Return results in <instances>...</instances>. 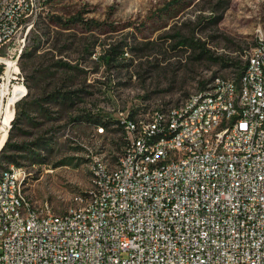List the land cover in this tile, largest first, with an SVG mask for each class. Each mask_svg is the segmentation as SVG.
I'll list each match as a JSON object with an SVG mask.
<instances>
[{
    "label": "built area",
    "instance_id": "built-area-1",
    "mask_svg": "<svg viewBox=\"0 0 264 264\" xmlns=\"http://www.w3.org/2000/svg\"><path fill=\"white\" fill-rule=\"evenodd\" d=\"M23 0H13L0 14V38H7L0 54V143L5 126L14 121L22 96L24 75L17 68L19 38L33 27L34 11L46 0H33L19 10ZM28 13V21H21ZM264 37L250 51L242 72L247 80H232L229 91H218L214 100L189 110L157 108L135 113L120 111L119 119L154 138L144 164H159L160 173L137 179L131 175L141 140L117 159L127 160L130 174L112 176L94 170L96 208L68 215L57 213L48 202L47 213L18 220L27 171L14 165L9 181L0 187V217H7V237H0V264H264ZM227 78V76H222ZM17 88V90H16ZM16 93V95H14ZM226 121L224 144L216 135L201 133V126ZM155 123V130H147ZM100 132L104 129L98 128ZM176 145L171 157L161 150ZM195 145V155L177 158V150ZM211 146L210 157L199 148ZM222 147L230 155H222ZM95 159V158H94ZM174 166L163 168V160ZM14 203V210H6ZM42 215V222H34ZM50 218V225H43Z\"/></svg>",
    "mask_w": 264,
    "mask_h": 264
},
{
    "label": "rangeland",
    "instance_id": "rangeland-1",
    "mask_svg": "<svg viewBox=\"0 0 264 264\" xmlns=\"http://www.w3.org/2000/svg\"><path fill=\"white\" fill-rule=\"evenodd\" d=\"M46 3L19 38L28 94L8 134L22 146L13 154L27 171V195L57 213L90 188L96 158L120 156V111L169 108L217 75L239 76L264 35V0ZM109 46L124 51L117 65L102 58ZM54 92L72 100H47Z\"/></svg>",
    "mask_w": 264,
    "mask_h": 264
},
{
    "label": "bare ground",
    "instance_id": "bare-ground-1",
    "mask_svg": "<svg viewBox=\"0 0 264 264\" xmlns=\"http://www.w3.org/2000/svg\"><path fill=\"white\" fill-rule=\"evenodd\" d=\"M13 0H0V14L3 13V8L12 5ZM27 4H33V0H23V3H19V10H27ZM41 7H37L34 11V20L37 12H39ZM21 21H28V13H21ZM260 37H264L261 35ZM0 45H7V38H0ZM23 50V47L17 51V68L19 67V57ZM1 54V46H0ZM262 54H264V46H262ZM250 59V52L247 56ZM232 80H236V83H243L247 80V72H241L239 76H230L227 78H222L221 75L215 76L209 83L206 84L205 90L207 93V100H214L218 96V91H229L232 85ZM17 90V88H16ZM27 86L24 81V88H22V96H26ZM204 94V88L194 94H191L185 98L180 104L171 106L168 110H189L192 108H199V103H206V95ZM16 95V93H14ZM136 113V111H135ZM120 125H122V130L124 134V139L128 136L132 138V141L141 140V147L136 153V166H131V175H137V179L148 178L153 174L160 173L159 164H144L145 157L152 153L154 147V138H144V130H138V125H131L124 122V119H118ZM12 122L4 127L2 131V142L0 143V150L7 139L9 130L11 128ZM104 129L103 127H101ZM226 129V121H217L215 123H209L206 126H201V133L216 135V144H224L226 142V134H221V130ZM147 130H155V123H147ZM123 148L122 151H129V141H122ZM171 152H176V145H169V149L161 150V157H171ZM195 155V145H188L177 150V158H190ZM199 155L203 157H210L211 146H204L199 148ZM222 155H230L229 147H222ZM95 162L99 163V172L102 175H110V167L112 163L107 159L96 158L94 160L93 169V179L92 184L89 189L79 192L74 196L73 203L68 207V215L81 214L83 208H96L97 200H93V192L96 185H98V176L95 168ZM14 165L10 164L6 167L1 168L0 171V187H2V181H9V174L14 173ZM174 166V159L163 160V168H171ZM16 169L20 171H26L20 165H16ZM123 171V174H130V167H127V160L117 159L113 163L112 176H119ZM26 178V177H25ZM24 178V181H25ZM25 183V182H24ZM6 210H14V203H6ZM47 213V206L37 205L27 193L22 194L21 200V210L17 212L18 220H28L31 214H44ZM34 222H42V215H34ZM43 225H50V218H43ZM7 217H0V237H7Z\"/></svg>",
    "mask_w": 264,
    "mask_h": 264
},
{
    "label": "trees",
    "instance_id": "trees-1",
    "mask_svg": "<svg viewBox=\"0 0 264 264\" xmlns=\"http://www.w3.org/2000/svg\"><path fill=\"white\" fill-rule=\"evenodd\" d=\"M49 1V0H46V2ZM47 4V3H46ZM44 7H41L40 8V12L41 10L43 9ZM39 12V13H40ZM39 15V14H38ZM221 18V16H220ZM76 20H79V21H83V22H86L87 24H91L93 23L95 20H90V21H87L85 20L84 18H82L80 15H75L74 16V21ZM123 49L120 48V46H114V47H111L109 46V48L106 50L105 54L102 55V58L109 64V65H117V62L118 60L122 59L121 58V53H123ZM26 83V82H25ZM208 82H202V86L200 87L199 90L205 88L206 84ZM27 86V84H26ZM27 94H28V88H27ZM26 94V96H27ZM190 95V94H189ZM188 95V96H189ZM187 96V97H188ZM63 97L62 99L64 101H71L72 100V96H71V93L69 92H65L63 93V95L61 96L60 95V92H54L52 94H49L47 95V100H51V99H56V101H59L60 98ZM186 97V98H187ZM18 104V103H17ZM33 105V103H31ZM179 104V103H178ZM177 105V104H175ZM136 113H139L140 111L139 110H135ZM140 113H144V112H140ZM19 117H20V114L17 118H14V122H12L13 124H11V126H15L20 120H19ZM119 124H120V121L118 120ZM99 124H102L104 126H106L107 124H105L104 122H100ZM122 126V125H121ZM104 128V127H103ZM11 129V128H10ZM10 132V130H9ZM9 137H7L5 143L3 144L1 150H0V169L3 168V167H6L10 164H16V165H20L19 162L16 160L15 156H14V152H18L21 150V145L20 144H17V143H12V136L10 134H8ZM22 166V165H20Z\"/></svg>",
    "mask_w": 264,
    "mask_h": 264
}]
</instances>
